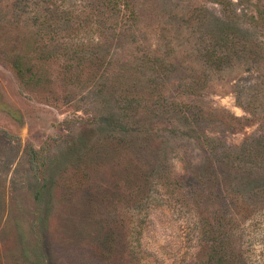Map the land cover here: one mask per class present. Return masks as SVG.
Returning <instances> with one entry per match:
<instances>
[{"label": "rangeland", "instance_id": "1", "mask_svg": "<svg viewBox=\"0 0 264 264\" xmlns=\"http://www.w3.org/2000/svg\"><path fill=\"white\" fill-rule=\"evenodd\" d=\"M217 245L264 264V0H0V264Z\"/></svg>", "mask_w": 264, "mask_h": 264}, {"label": "trees", "instance_id": "2", "mask_svg": "<svg viewBox=\"0 0 264 264\" xmlns=\"http://www.w3.org/2000/svg\"><path fill=\"white\" fill-rule=\"evenodd\" d=\"M33 154H31L32 156ZM33 157V156H32ZM222 245H217L215 250H212L210 252V259H213V261L217 262V264H230L228 262V256L224 253H222Z\"/></svg>", "mask_w": 264, "mask_h": 264}]
</instances>
